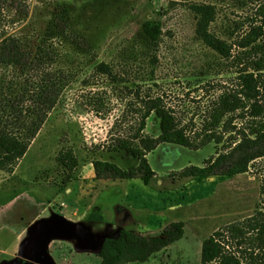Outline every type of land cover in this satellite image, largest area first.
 <instances>
[{
    "label": "rangeland",
    "instance_id": "rangeland-1",
    "mask_svg": "<svg viewBox=\"0 0 264 264\" xmlns=\"http://www.w3.org/2000/svg\"><path fill=\"white\" fill-rule=\"evenodd\" d=\"M195 5L214 8L215 21L210 29L233 47L230 59H222L196 38L197 22L192 10ZM255 11L250 0H0V35H17L36 43L58 18L70 20L73 30L91 46L90 52L62 40L56 46V65L75 73L73 83L19 165L18 179L10 180L0 171V264H20L11 253L8 232L18 231L17 216L26 212L30 204L32 209L26 215L29 220L37 213L48 212L29 233L31 237L39 232L33 245L26 249L23 243V251L32 264L48 262L52 243L69 246L76 262L97 264L102 243L115 238L118 228L155 238L173 222L186 224L184 239L147 264H202L203 245L215 232L243 223L264 209V160L248 173L234 177L182 181L171 178L187 167H203L222 149L215 143L199 151L174 144L159 146L148 156L157 174L149 186L140 180H103L95 181L94 187H86L83 192L75 184L78 190L69 194L57 186L34 184H61L62 170L56 157L63 148H73L80 160L78 181L81 176H95L94 168L89 166L95 160L121 168L135 166L137 163L125 155L108 154L107 148L115 138L125 135L136 119L139 92L141 97L145 93L162 97L189 137L201 133L212 102L223 91L237 89L244 66L234 57L242 45L257 37L249 23L234 37L228 34L234 23L253 19ZM148 21H156L162 27L156 67L149 65L154 53H147L134 43ZM112 62L122 76L119 87H111L105 76L94 75L96 66ZM154 69L155 80L149 82L148 73ZM8 76L10 72L0 67V82H6ZM259 102L264 107L263 91ZM243 116V120L235 116L234 127L247 122L250 112ZM145 134L156 138L161 135L154 115ZM228 137H224L225 144ZM16 192L26 193L10 211L2 213L6 196ZM79 193H85V199ZM35 199L38 204L33 202ZM65 205L69 210L90 207L91 211L86 219L69 220L63 216Z\"/></svg>",
    "mask_w": 264,
    "mask_h": 264
},
{
    "label": "trees",
    "instance_id": "trees-1",
    "mask_svg": "<svg viewBox=\"0 0 264 264\" xmlns=\"http://www.w3.org/2000/svg\"><path fill=\"white\" fill-rule=\"evenodd\" d=\"M250 1L256 8L255 17L234 23L228 35L234 37L249 23L256 30L257 37L251 43L242 45L241 51L234 57L235 62L244 66L238 76L237 89L223 91L212 102L202 132L194 138L189 137L162 97L151 93L141 97L139 92L136 119L126 134L115 138L107 148L108 154L125 155L137 164L121 168L112 162L95 160L92 165L97 180H140L149 186L157 174L148 156L163 144H174L193 151L211 143L223 146L215 156L204 162L203 167L190 166L173 173L171 178L178 181L234 177L248 173L258 161L264 160V107L259 102L261 92H264V0ZM192 10L197 22L196 38L222 59H230L233 47L210 29L215 21L214 8L195 5ZM161 38L160 23L148 21L134 39V43L144 47L147 53H154L149 65L155 67L156 50ZM61 40L80 51H91L88 41L73 30L70 20L53 19L44 37L36 43L17 35H0V67L10 72L8 80L0 82V171L7 175L15 173L73 83L75 73L56 65V58L59 57L56 46ZM94 75L105 76L111 87L122 84V76L114 62L99 64L94 69ZM146 80H155V69L148 73ZM246 112H250L249 120L241 123L239 128L234 127L235 116L243 120ZM153 115L159 121L161 135L158 138L145 134ZM226 134L229 137L225 144ZM56 164L62 170L63 189L78 181L77 172L81 164L73 148H63L56 157ZM261 203L264 204V187ZM185 228L184 222H173L155 238L123 229L115 238L104 240L98 257L101 264H147L156 255L182 241ZM201 263L264 264V209L243 223L215 232L203 245Z\"/></svg>",
    "mask_w": 264,
    "mask_h": 264
},
{
    "label": "crops",
    "instance_id": "crops-1",
    "mask_svg": "<svg viewBox=\"0 0 264 264\" xmlns=\"http://www.w3.org/2000/svg\"><path fill=\"white\" fill-rule=\"evenodd\" d=\"M89 166L93 167L92 164ZM18 168L13 175H9L10 180H11V178H17L18 179V177H17L18 176ZM94 173H95V171H94ZM92 174H93V172H92ZM93 176L94 175H92V177L90 176L88 178L81 176L79 178V181L73 182L72 184H69L68 188L67 187L65 188L66 193L73 194L74 192H76L78 189H76L74 187L75 184H78V186L80 187V191L83 192V190L86 189V187H88V188L94 187L95 181H103V180H97L96 175L94 177ZM105 181H108V180H105ZM34 184H37L40 187L41 186H50V187L51 186H54V187L57 186L58 187L57 189H59V190H60V188L62 189L61 184H53V185H45V184H41V183H34ZM87 184H90V185L87 186ZM23 193H26V192H18V193L16 192V194H10L9 196L7 195L5 198L4 205H3L2 213L5 211H10L11 208L14 206V204H16L18 201H20L24 197ZM85 195H86L85 193H83V194L81 193L80 198L85 199ZM33 202H36V199ZM36 204H38V203L36 202ZM64 207L67 210L65 211L63 216L69 220L72 218H78L81 220L86 219V217H88V213L91 211L90 207H85V208L83 207V209L82 208H73L72 210H69V207H67L66 205ZM31 209H32V206L30 204L29 209H27L26 212H20L18 214L16 224L18 225L19 229L16 233H11L10 231L8 232L7 231L8 229H6V231H5V233L6 232L9 233L10 241H12L11 242L12 247L10 248V250H12L11 253L17 259L16 262H18L20 264H32L33 261H31L30 258L28 257V255H26L23 251V243H26V249L29 248V246H27V245H33V242L35 241V237L39 232L32 235L31 237H30L29 233L31 230H33L35 224L38 223V219H40L41 216L48 214L47 211L44 215L43 214L40 215L39 213H37V214L33 215L32 218L29 220L26 215L28 213H30ZM23 211H24V209H23ZM83 212H84V215L82 217H80V215ZM0 215H1V213H0ZM116 227H118V226H116ZM11 229H13V228H10V230ZM120 230L121 229L118 228L117 232H119ZM32 239H33V241H30ZM18 244H20V249H19ZM15 246H17V247H15ZM68 248H70V247L67 245H59L58 246L57 243H52L48 247V250L50 252V256H49L48 262L46 264H85V263L76 262L75 261L76 255L69 252ZM98 253H99V251H98ZM96 262H97V264H101V259L98 257V254L96 257ZM10 264H13V263H10ZM35 264H44V263L40 261V262H36Z\"/></svg>",
    "mask_w": 264,
    "mask_h": 264
}]
</instances>
